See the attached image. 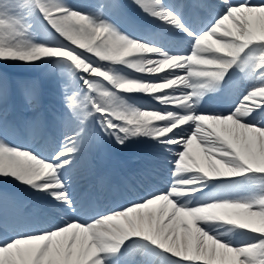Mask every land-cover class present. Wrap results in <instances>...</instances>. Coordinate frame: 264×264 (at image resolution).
Listing matches in <instances>:
<instances>
[{
	"label": "snow or ice",
	"instance_id": "obj_1",
	"mask_svg": "<svg viewBox=\"0 0 264 264\" xmlns=\"http://www.w3.org/2000/svg\"><path fill=\"white\" fill-rule=\"evenodd\" d=\"M45 84L50 151L6 109ZM0 106V264H264V0H0ZM117 146L149 182L78 195L81 161ZM23 193L45 219L10 214Z\"/></svg>",
	"mask_w": 264,
	"mask_h": 264
},
{
	"label": "bare ground",
	"instance_id": "obj_2",
	"mask_svg": "<svg viewBox=\"0 0 264 264\" xmlns=\"http://www.w3.org/2000/svg\"><path fill=\"white\" fill-rule=\"evenodd\" d=\"M7 68H11V69H15V70H25V71L34 70V69L28 68L27 66H22V65H20V66H8ZM36 71L37 70H34V72H36ZM8 185L13 186L15 188L14 184H8Z\"/></svg>",
	"mask_w": 264,
	"mask_h": 264
}]
</instances>
